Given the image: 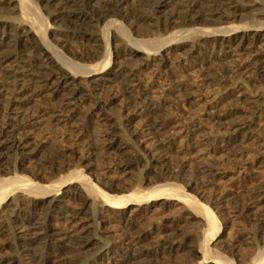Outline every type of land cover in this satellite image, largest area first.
Returning a JSON list of instances; mask_svg holds the SVG:
<instances>
[{"label":"bare ground","instance_id":"obj_1","mask_svg":"<svg viewBox=\"0 0 264 264\" xmlns=\"http://www.w3.org/2000/svg\"><path fill=\"white\" fill-rule=\"evenodd\" d=\"M149 1L150 10L137 16L150 17L148 23L159 34L139 39L114 17L127 15L123 7L96 4L94 17L80 7L57 12L56 20L74 28L80 26L76 29L78 38L84 39V48L76 49L65 28L48 25L36 0H0V96L7 97L0 127L1 170L6 173L0 174V240L10 228L7 213L14 217L16 226L13 250L9 256H0V264H56L55 256L70 252L74 245L94 247L86 256V264H155L159 259L168 263L183 247L197 255L191 264H264V240L254 243L249 256L236 262L218 251L223 227L217 212H222L219 208L225 200L205 198L196 184L166 182L146 190L123 185L95 169L85 172L81 166H61L52 180L46 179L39 168L40 148L31 134L37 118L53 125L77 121L89 130L94 127L88 123L103 126L108 135L103 139L107 141L105 152L115 156L124 174L140 161L145 170L159 166L162 172H168L171 142L166 133L174 126L158 112V103L151 94L157 87L153 89L141 78L140 69L147 70L152 78L169 70L174 57L186 56L193 59L197 69H206L214 62L219 66L231 64L232 84L244 75L256 74L264 79V21L259 19L264 16V0H217L224 8L207 11L199 9V0ZM245 13L252 22L222 25L223 19ZM114 87L126 103L123 122L111 113V102L103 99ZM176 87V95L189 94L187 87ZM261 98L257 90L246 93L242 86L223 97L227 104L237 99L253 108L250 119L234 115L236 112H229L223 105L210 110L218 124L233 115L221 140L224 150H232L238 141L254 140L264 129ZM39 101L49 108L35 117L28 108ZM134 121H140V129H134ZM193 126L183 132L184 149L175 151L182 153L181 157L209 145L208 139L198 135L201 126ZM131 134L149 141L150 145L142 147L144 155L130 147L126 135ZM34 163L37 167L33 178L16 173L17 167L27 171ZM202 167V172L216 174ZM257 190L260 192L252 208H264V184ZM171 203L189 214L184 224L168 219L157 230L141 226L137 217L156 213ZM99 207L122 225L119 235L130 245V251L97 233L102 221ZM193 219L200 225L196 240L182 246L176 230ZM4 248L0 243V250Z\"/></svg>","mask_w":264,"mask_h":264},{"label":"rangeland","instance_id":"obj_2","mask_svg":"<svg viewBox=\"0 0 264 264\" xmlns=\"http://www.w3.org/2000/svg\"><path fill=\"white\" fill-rule=\"evenodd\" d=\"M95 1L61 0L58 2V0H36V3L50 27L54 24H60L61 27L65 28V34L68 39L72 40L76 49L84 48V39L78 38L79 34L76 29L80 26L76 25V28H74L72 25L56 20L54 16L57 12H66L68 8L80 7L94 17L92 9H95L94 5L96 4L107 7H123L127 15L121 17L117 14L114 17L122 20L131 36L139 39L146 35L157 36L159 34L148 23L150 17H146L149 19H143L137 16L141 12L150 10L149 0ZM198 5L199 9L205 11L224 8L217 0H199ZM248 10H244L243 13L248 12ZM259 19L264 21V16ZM223 21L222 25L224 26L238 25L252 22V17L245 13L242 16L236 15L223 19ZM84 27L85 25L81 24V28ZM192 60V58L186 56L174 57L171 60L172 66L169 70L156 74L152 78H150V73L147 70L140 69L141 78L149 81V85L153 89L157 87L156 91L151 94L152 99L158 103V112L170 123L169 125L174 126L166 133V139L171 142V155L167 163L168 172H162L159 166L148 167L149 170H145L144 167L146 166H143L142 161H140V163L132 166L128 174L122 173L120 171L121 165L116 164L115 156L105 152L107 141H103V139L108 135L105 134L104 127L98 126L97 123H91L90 125L88 123L87 126L94 127L89 130L90 128H81L82 124H79L80 122L72 120L67 123L53 125L37 118L38 122L32 125L31 133L40 148V151L37 152V163H39L43 176L48 180L55 178L58 168L69 165L70 168L81 166L85 172L95 169V171H100L109 176L110 179L123 185H137L146 190L166 182L177 184L191 182L196 184V187L203 191L205 198L213 196L217 197L218 200H225L224 205L219 208V210L222 209V212L217 210V220L222 222L223 230L221 241L216 245V248L222 255L228 256L236 262L249 256L254 248V243H260L264 240V208H252L256 202L255 197L260 192L257 188L259 185L264 184V129L259 132L254 140L238 141L232 150H224L221 140L227 134L229 119L233 115L227 117L225 122L218 124L214 121L215 116L210 113V110L223 105V108L226 107L225 109H228L229 112H236L234 115L250 119L252 113L255 112L253 108H247L243 102H239L237 99L227 104L223 97L242 86L246 93L252 94L253 90H257L259 95L263 97L259 101H262L264 107V79L260 80L255 76L256 74L247 77L244 75L235 84H232L231 71H233V68L231 64L219 66L214 62L206 69H197L198 66ZM237 62L235 61V64ZM216 77L220 78L216 80ZM177 85L187 87L189 94L176 95L177 92L174 91ZM161 86L164 88L163 90L159 88ZM117 89V87H114L109 92L111 95L106 93L103 95V99L111 102L109 105L111 113L123 122L126 103ZM112 95L115 98L110 99ZM189 100H192L193 103H189ZM6 102L7 97L0 96V127L3 125L6 114ZM48 108V105L39 101L37 104L30 105L28 112L33 113L35 117H39ZM79 114L82 116L84 109H81ZM196 124L201 126L198 135L208 139L209 145L198 153L181 157L182 153H176L175 151L185 147L186 138L183 137V132L185 129L190 130L195 127L193 125ZM133 125L134 129H140V121H134ZM83 130L84 132H82ZM126 136L130 139L132 149L138 150L141 155L146 153L142 147L150 145V143H148L149 141L144 142L145 137L132 134ZM204 155L206 156L204 157ZM202 166L213 169L216 174L208 175L206 172H202ZM36 167L35 163L27 171L17 167L16 173L33 178ZM1 168L0 161V174L6 175ZM61 173H66V171ZM160 175L163 176V179H159ZM27 205L29 204L25 202L24 206L27 207ZM75 206L79 208L80 205ZM179 207L180 205L171 203L163 210L139 216L137 219L141 226L148 230L160 229L168 219H174L177 225H182L187 221L189 214ZM98 212L102 221L99 223L97 233L118 245L123 244L130 251V245L126 243V240H123L122 235H119L122 225L106 213L102 207L98 208ZM129 214V212L126 213V215ZM13 220L14 217L10 212L7 213L6 221L10 228L8 234L0 240V243L5 246L3 250H0V256H9L13 250L14 238L12 234L13 230L16 231ZM56 226L62 227L60 224ZM199 230V223L193 219L192 223L177 229L175 236L179 243H183V246L194 242ZM186 248H181L175 255L171 256L170 262L165 263L162 259H159L155 264H191L196 261L197 255ZM70 250V252L65 250L64 253L55 256L56 264H86V256L92 254L94 247L82 248L74 245Z\"/></svg>","mask_w":264,"mask_h":264}]
</instances>
